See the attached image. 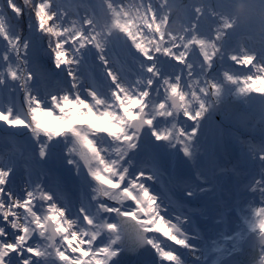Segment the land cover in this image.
<instances>
[{
    "label": "snow or ice",
    "instance_id": "snow-or-ice-1",
    "mask_svg": "<svg viewBox=\"0 0 264 264\" xmlns=\"http://www.w3.org/2000/svg\"><path fill=\"white\" fill-rule=\"evenodd\" d=\"M73 7L0 0V141L26 136L35 146L21 183L17 161L0 158V264H137L141 252L154 264H236L250 241L264 264V0ZM205 18L214 27L202 30ZM37 54L66 87L42 90L49 74ZM230 100L258 101L259 127L235 137L223 168L200 131ZM57 146L78 181L75 202L38 167ZM162 154L179 170V194L156 190ZM225 175L235 227L201 246L194 202L215 197Z\"/></svg>",
    "mask_w": 264,
    "mask_h": 264
},
{
    "label": "rangeland",
    "instance_id": "rangeland-1",
    "mask_svg": "<svg viewBox=\"0 0 264 264\" xmlns=\"http://www.w3.org/2000/svg\"><path fill=\"white\" fill-rule=\"evenodd\" d=\"M69 13L74 11L75 0H61ZM173 27L180 29L181 24L177 22ZM214 27L210 19H202L201 29L208 30ZM122 62L126 61L123 53H118ZM36 58H43L48 60L46 55L37 54ZM127 67L128 65L125 64ZM97 79H99L100 69H94ZM63 80V74L58 78L52 77V82L56 83ZM67 84L63 82L54 85L49 81H43L41 88L43 91L56 93L58 89L66 87ZM259 102L253 101L250 105L243 104L240 113L230 117L228 113L221 112L220 117L215 114L204 122L200 131V142L207 154L216 159L223 168L231 167L235 160L238 148L235 137L249 138L253 135L250 129L253 125L259 127ZM258 139V136L256 137ZM35 155V146L26 136L17 137L15 142L4 143L0 141V158L15 159L17 161V182L21 183L26 176L25 165L31 162V158ZM173 157L162 154L157 163L162 169L164 175L161 183L155 185L157 192L162 188L170 191L171 194H179L181 185L178 179V169L172 166ZM47 173L45 183L49 187H58L61 190L62 197L66 201L75 202L79 196L78 181L74 177L72 171L63 163L62 149L57 146L47 161L38 166ZM37 169L33 168V174ZM222 188L218 190L215 197H202L199 201L194 202V206L200 208L202 211L197 215L205 220L203 225L198 224L197 227L202 233V239L197 241L201 246L207 244L211 246L213 239H219V233L227 227L229 234L236 224V213L231 211V206L236 199L235 189L232 187L228 175H225L222 180ZM247 199V198H246ZM158 257L147 264H154L158 261Z\"/></svg>",
    "mask_w": 264,
    "mask_h": 264
},
{
    "label": "water",
    "instance_id": "water-1",
    "mask_svg": "<svg viewBox=\"0 0 264 264\" xmlns=\"http://www.w3.org/2000/svg\"><path fill=\"white\" fill-rule=\"evenodd\" d=\"M242 107V102L230 100L225 109L222 111H226L230 117H233L241 112ZM222 111L215 113V116L220 117ZM196 219L198 220L199 225H203L205 223V220L203 218H200L198 215H196ZM153 258L154 256L149 253L141 252L139 256L132 257L131 259L135 260L137 264H146ZM234 261L236 262V264H260L258 242L250 241L248 243H245L242 246L241 251L234 257Z\"/></svg>",
    "mask_w": 264,
    "mask_h": 264
},
{
    "label": "trees",
    "instance_id": "trees-1",
    "mask_svg": "<svg viewBox=\"0 0 264 264\" xmlns=\"http://www.w3.org/2000/svg\"><path fill=\"white\" fill-rule=\"evenodd\" d=\"M199 2H200V0H181L182 4H186L189 6H191L193 4H197ZM37 60H38V63L40 65L41 72L49 74V78L47 79V81H49L50 83H53L54 85H57V84L63 82V80L58 82V83H56V81L52 82V77L56 76V75L51 72V63L49 60H44L43 58H37ZM57 78H58V76H57Z\"/></svg>",
    "mask_w": 264,
    "mask_h": 264
},
{
    "label": "flooded vegetation",
    "instance_id": "flooded-vegetation-1",
    "mask_svg": "<svg viewBox=\"0 0 264 264\" xmlns=\"http://www.w3.org/2000/svg\"><path fill=\"white\" fill-rule=\"evenodd\" d=\"M225 112V111H224Z\"/></svg>",
    "mask_w": 264,
    "mask_h": 264
}]
</instances>
